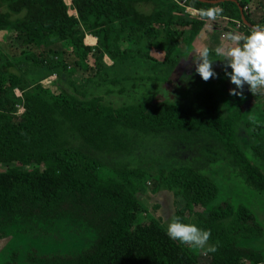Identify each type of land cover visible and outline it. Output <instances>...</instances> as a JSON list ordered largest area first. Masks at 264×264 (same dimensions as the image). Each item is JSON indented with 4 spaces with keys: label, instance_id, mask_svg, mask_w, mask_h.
<instances>
[{
    "label": "trees",
    "instance_id": "16d2710c",
    "mask_svg": "<svg viewBox=\"0 0 264 264\" xmlns=\"http://www.w3.org/2000/svg\"><path fill=\"white\" fill-rule=\"evenodd\" d=\"M251 1L255 6L249 9ZM257 3L261 0H71L74 15L66 0H0V35L8 33L16 43L3 44L0 37V163L12 164L0 171V238L11 229L46 232L44 225L69 219L88 226L92 239L75 252L31 248L27 264H202L199 255L169 238L160 221L136 222L147 171L109 167L66 145L58 128L69 123L98 152L109 148L115 127L145 134L203 133L222 145L247 187L264 191V88L252 94L258 109L243 122L241 102L228 109L211 84L190 94L188 101L175 102L142 93L144 78H123L131 86H121L119 92L129 91L136 101L119 107L103 102L88 86L107 83L110 71L124 68L136 76H145V66L170 73L185 55L182 42L189 50L203 31L219 32L222 47L230 46L226 33L247 35L253 25L264 26V16L251 18L255 10H263ZM141 4L149 5V11L141 10ZM212 7L223 9L215 21L187 10ZM87 34L96 38L95 46L85 43ZM54 35L70 52L49 48ZM209 51L210 59H222ZM93 53V75L77 83L74 75L91 68ZM52 74L65 77L75 93L64 86L52 92L41 82ZM18 106L23 108L20 115ZM242 137L251 139L250 152ZM153 179L180 202L175 217L210 230L208 242L217 251L207 252L206 264H264V250L244 244L262 236V225L245 204L229 198L216 202L219 187L213 179L189 165L161 169ZM3 264H20L16 252Z\"/></svg>",
    "mask_w": 264,
    "mask_h": 264
},
{
    "label": "rangeland",
    "instance_id": "374dc122",
    "mask_svg": "<svg viewBox=\"0 0 264 264\" xmlns=\"http://www.w3.org/2000/svg\"><path fill=\"white\" fill-rule=\"evenodd\" d=\"M66 1L69 6V13L76 15V12L71 8V0ZM257 4L261 5L263 10H255V15L253 14L251 17L255 21H258L260 16H264V0H261V3ZM253 5L255 6L254 2L253 4L252 1L249 2V9ZM139 7L143 11H149L150 9V6L147 4H141ZM246 9H248V5ZM187 10L192 13V10L189 8ZM248 13L250 14V11ZM8 36V33H2L0 35L1 42L6 44L8 41L7 44L13 47L16 46V43L11 42ZM218 38V33L206 35L201 32L192 42L193 44H191L189 50H187L185 42H182L181 49L185 55L178 61L176 67L170 70V73L163 68H160L159 72L155 71V68H151L150 70L148 66H145L141 71L145 76H136L130 73L129 68H124L118 71H110L107 76V83H100L97 86L93 81L89 82L88 86L94 94L101 97L103 102L113 107H119L136 101L134 100L135 96L133 98L129 94V91L119 92L121 86H126L125 88L131 86L129 80L123 78H144L142 81L144 84L140 89L142 93H152L154 98L158 100L168 98L175 102H181V100H184L183 102L188 101L187 98L190 94L203 88V86L211 84L217 88L221 100L227 105L228 109L234 102H241L243 108L242 121L244 122L251 113L256 112L258 109V105L249 91V87L245 85L244 99L230 95L229 90L234 88L235 85L225 76L224 62L220 59L217 61L213 60L212 62L217 76L210 78L207 82L195 71L196 66L193 63V56L198 54L197 50L202 47L215 50L217 47L224 46L225 43L221 45L220 38ZM91 40V37L85 39L86 42H91ZM48 46L57 51L63 50L65 53L71 50L66 43L60 42L55 35L48 41ZM154 54L158 55L157 53ZM95 55V53L91 54L88 59L90 69L78 70L74 75L77 83H82L84 81L83 77H91L93 75L95 70L93 59ZM104 61L106 65H112V61L106 56H104ZM149 70L150 74L147 73ZM228 70L231 71L230 68ZM124 75L126 76L123 77ZM184 76H188L189 78L187 79ZM45 78L41 82L49 86L52 92L57 94L60 88L64 86V88L75 93L65 77L55 78L52 81V85L44 81ZM115 78L119 79L116 81ZM111 80H115V83H111ZM79 89L82 90L83 88ZM78 94L76 93L77 96H80ZM22 112L23 108L18 106L17 114L20 115ZM58 130L60 139L66 145L90 153L109 167L139 168L150 174L140 187L138 195L140 202L137 208L136 222L158 220L166 229L168 228V225L175 218L176 210L181 204L171 192L158 189L155 186L153 178L158 175L161 169L189 165L209 176L218 185L219 196L216 202L229 198L233 203H243L253 211L255 218L263 227V233L260 238L249 239L244 244L264 250V191L251 189L244 184L243 180L236 174L230 156L215 139L203 133L162 131L145 134L135 130H125L115 127L110 131L111 144L107 146L109 148L98 152L92 150L71 128L69 123L63 122L60 124ZM242 140L245 149L250 152L251 139L242 137ZM11 165V163H0V171H5ZM260 165L264 169V161H261ZM29 167L24 166L22 169H28ZM102 172L104 171L102 170ZM44 228L46 232H41V230L31 234H22L17 229H11L6 237L0 238V264L9 260L13 252H16L18 255V262L20 264H27L25 256L31 248H36L43 253L75 252L84 247L94 236V233L88 226L69 219L56 220L52 226L44 225ZM182 245L188 251L199 255L200 262L206 264L208 261L207 248L211 246L209 242H207V245L203 249L183 243Z\"/></svg>",
    "mask_w": 264,
    "mask_h": 264
},
{
    "label": "clouds",
    "instance_id": "9594fccd",
    "mask_svg": "<svg viewBox=\"0 0 264 264\" xmlns=\"http://www.w3.org/2000/svg\"><path fill=\"white\" fill-rule=\"evenodd\" d=\"M222 13L223 9L220 7L192 10L193 16L198 15L200 19L207 18L212 21H215ZM225 38L231 42V45L217 47L215 54L222 58L220 60L224 62L225 76L235 85L229 90V94L244 99V88L247 85L249 91L256 95L259 89L264 88V26L253 25L247 35L228 32ZM197 51L198 54L193 56L195 71L207 82L210 78L217 76L212 66L213 60L209 58L208 47H202ZM229 68L231 71L228 70ZM167 235L183 244L203 249L210 239L211 232L200 229L195 224L184 223L179 217H175L168 225ZM216 251V245L207 248V252Z\"/></svg>",
    "mask_w": 264,
    "mask_h": 264
},
{
    "label": "built area",
    "instance_id": "2783aa9c",
    "mask_svg": "<svg viewBox=\"0 0 264 264\" xmlns=\"http://www.w3.org/2000/svg\"><path fill=\"white\" fill-rule=\"evenodd\" d=\"M92 40H91V42H86L88 45H90V46H95V44H96V38L93 36V38H91ZM92 41H95V42H92ZM106 56V55H105ZM107 57V56H106ZM51 76V75H50ZM52 76L53 77H55V78H57V75L56 74H52ZM49 77H47V78H45L44 79V81H47V79H48ZM54 80V79H53ZM53 80H50V81H48V83H52V81ZM16 94L18 95V96H20L21 95V92H19L18 90H16Z\"/></svg>",
    "mask_w": 264,
    "mask_h": 264
},
{
    "label": "crops",
    "instance_id": "0c3cea01",
    "mask_svg": "<svg viewBox=\"0 0 264 264\" xmlns=\"http://www.w3.org/2000/svg\"><path fill=\"white\" fill-rule=\"evenodd\" d=\"M190 10H193V9H191V8H189ZM254 15H255V12L253 13ZM253 14H252V16H253ZM203 33L204 34H206V35H210V34H214V33H218V36H219V32H211V33H208V32H205V31H203ZM87 37H91V38H93V36L92 35H90V34H87L86 35V37H85V39H87ZM219 39V38H218ZM85 43H86V41H85ZM53 79H55V78H53V76L51 75H49V78L47 79V81L46 82H48V81H50V80H53Z\"/></svg>",
    "mask_w": 264,
    "mask_h": 264
},
{
    "label": "water",
    "instance_id": "95a60500",
    "mask_svg": "<svg viewBox=\"0 0 264 264\" xmlns=\"http://www.w3.org/2000/svg\"><path fill=\"white\" fill-rule=\"evenodd\" d=\"M242 19H243L244 23H246L248 26L251 27V25H249V24L245 21L244 16H242Z\"/></svg>",
    "mask_w": 264,
    "mask_h": 264
}]
</instances>
